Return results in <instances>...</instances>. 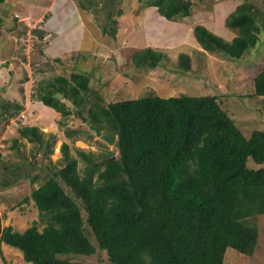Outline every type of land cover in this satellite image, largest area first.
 I'll list each match as a JSON object with an SVG mask.
<instances>
[{
  "label": "trees",
  "instance_id": "obj_1",
  "mask_svg": "<svg viewBox=\"0 0 264 264\" xmlns=\"http://www.w3.org/2000/svg\"><path fill=\"white\" fill-rule=\"evenodd\" d=\"M144 4L174 23L192 13L189 0ZM256 13L246 1L237 5L224 20L236 32L230 41L202 24L192 27L193 38L203 51L226 61H239L250 51L258 55L264 27ZM11 21L16 25L17 17ZM103 31L114 34V29ZM33 32L43 40L42 31ZM39 52L43 58L45 53ZM164 59L150 48L130 58L144 70ZM261 59L253 65L243 62V67H259L252 78L257 97H264ZM190 62L180 54L177 68L188 73ZM89 85V76L75 71L68 78L40 82L33 98L62 118L74 109L92 136L112 140L117 155L77 150L83 164L79 170L78 159L63 143L59 165L49 168L44 182L25 198L38 210V221L20 232L3 226L0 218V242L19 250L27 264H80L70 258L91 257L97 249L110 264H223L227 249L250 258L259 240L257 218L264 216V169H251L248 161L264 163V131L245 136L214 96L162 98L150 93L135 100L105 101ZM0 109L5 124L20 115L22 106L2 99ZM18 134L51 153L52 142L44 143L37 127L22 126ZM39 180L38 175L30 177L31 183ZM12 182L5 178L3 184Z\"/></svg>",
  "mask_w": 264,
  "mask_h": 264
},
{
  "label": "rangeland",
  "instance_id": "obj_2",
  "mask_svg": "<svg viewBox=\"0 0 264 264\" xmlns=\"http://www.w3.org/2000/svg\"><path fill=\"white\" fill-rule=\"evenodd\" d=\"M47 1L52 0H6L0 4L2 11H8L7 18L0 13L3 19L1 23L4 24L5 19L4 28L0 29L3 30L0 35V88H6L0 90V100L22 106L16 119L5 124L0 120V129L5 125L0 137V218L3 226L10 225L22 232L38 221V210L31 200L26 202L25 198L44 182L49 168L59 165L63 143L69 146L70 154L78 159L79 170L83 164L77 150L97 154L107 150L117 155L112 143L100 136H92L89 124H85L74 109H71L70 116L62 118L33 98L42 81H50L57 76L68 78L75 71L86 73L90 79L89 88L98 92L105 101L135 100L150 93L162 98L182 94L210 95L217 98L222 109L245 136L255 130L264 131V97L254 96L252 80L259 67L249 66L263 62L264 36H261L263 45L258 55L254 56L250 51L239 61H226L216 54L203 51L192 34V27L202 24L230 41L236 32L228 30L224 20L237 5L245 1L257 11V21L264 27V0H189L192 4L191 16L176 25L185 29L182 35L186 37L173 35L175 40L168 36L167 40L158 42H150L153 38L146 36L150 30L146 24L151 23H145V18H141L148 8L144 4L147 0H73L75 7H66L67 12L64 9L53 10L52 17L59 19L63 15L65 21H73L76 17L74 11L78 10L85 19L88 31L76 25L79 27L70 29L62 38H57V34L53 36L51 32L47 35L46 30L54 28L58 31L62 23L56 19L49 22L45 9H39L45 8ZM12 16L17 17V24L13 26ZM8 21L10 24L6 25ZM165 25L171 26L165 23L162 26L164 29ZM104 27L114 29V34L104 33ZM33 31H42L43 40L39 41L38 33L35 35ZM22 43L25 46L22 47ZM146 48L165 57L157 67L149 70L136 67L130 60L133 53ZM41 49L45 53L43 58L39 52ZM180 54L190 58L191 71L188 73L177 68ZM58 56L60 63L53 61ZM243 62L249 65L243 67ZM48 63L53 67L51 70L47 69ZM22 126L37 127L44 134V143L52 142L51 153L45 152V146L39 149L35 143L19 137L18 129ZM68 130L78 131L79 134L68 136ZM88 135L92 138L89 139ZM28 163L32 164V169H24ZM248 166L251 169H264V163L257 165L251 160ZM33 175H38L40 180L31 183L30 177ZM5 178L13 179L12 184L4 185ZM257 224L259 240L253 255L249 258L227 249L223 264H264V216L257 218ZM42 228L43 225L38 224V229ZM70 259L80 264H110L105 253L98 249L91 257ZM0 264L27 263L19 250L0 242Z\"/></svg>",
  "mask_w": 264,
  "mask_h": 264
},
{
  "label": "crops",
  "instance_id": "obj_3",
  "mask_svg": "<svg viewBox=\"0 0 264 264\" xmlns=\"http://www.w3.org/2000/svg\"><path fill=\"white\" fill-rule=\"evenodd\" d=\"M4 2H6V0H4ZM70 2L71 3H69V0H52V1H47V4L45 5V8L41 7L39 9H42V10L45 9L44 10L45 11V15L47 16V19H49V22H51V20L56 19V18H53L52 17V11L53 10H58L59 11V10L64 9L67 12V10L65 9L66 7L67 8H71V5L73 7H75V5H73L74 3L72 4L73 0H70ZM2 10L3 9L1 8L0 9V13H2V16H3L4 13L2 12ZM74 12H75V16L76 17H75V19L73 21H68L67 22V21H65L63 19V15L62 16H59V19L57 18L56 20L59 23H60V21H62L61 25H59L60 27H58L60 29L58 31H55L54 28L51 29V30H46L47 31V35H48V32H51L53 34V36H55L57 34L56 35L57 38H62L64 35H66V33L70 29H73L75 27H79V26H76V25H81V27H83V29H85V31H88L87 30V27H86V25L84 23L85 22V19H83L84 17L81 16V14L79 13L78 10H75ZM144 13H145V15L144 16H141V18H145V20H144L145 23L148 22V21H149V23H151V24H146L147 27L149 25V29H150V30L147 31V35L146 36H148L150 38H153V39H150V42H153V41H155V42L157 41L158 42V41L167 40L168 38H166V37H168V36L172 37L175 40V38H174L175 36H173V35H179L182 38L184 37V35H182V32H184L185 29L177 28V26H176L177 23L169 22L165 18H163L162 16H160L159 13H158V11H157V9L155 7H148V8H146L145 11H144ZM149 15H151V17H149ZM5 18H7V17L5 16ZM148 18L150 20H148ZM44 19H45V17H44ZM47 22H48V20H47ZM163 23L164 24L165 23H170L171 26L165 25V29H167L168 31H165V29L162 27V26H164ZM4 24H5V22H4ZM134 26H135V24H134ZM152 27H154V29ZM134 34H136V33H134ZM134 34H132V35H134ZM185 37H186V35H185ZM201 53H203V52H201ZM57 58H59V56Z\"/></svg>",
  "mask_w": 264,
  "mask_h": 264
},
{
  "label": "water",
  "instance_id": "obj_4",
  "mask_svg": "<svg viewBox=\"0 0 264 264\" xmlns=\"http://www.w3.org/2000/svg\"><path fill=\"white\" fill-rule=\"evenodd\" d=\"M106 140H108L107 138H106ZM110 143L112 142V140L110 139V140H108Z\"/></svg>",
  "mask_w": 264,
  "mask_h": 264
}]
</instances>
